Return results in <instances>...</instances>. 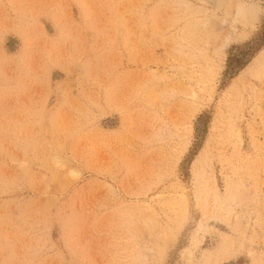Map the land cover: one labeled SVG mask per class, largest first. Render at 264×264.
Segmentation results:
<instances>
[{"label":"rangeland","instance_id":"rangeland-1","mask_svg":"<svg viewBox=\"0 0 264 264\" xmlns=\"http://www.w3.org/2000/svg\"><path fill=\"white\" fill-rule=\"evenodd\" d=\"M0 264H264V0H0Z\"/></svg>","mask_w":264,"mask_h":264}]
</instances>
